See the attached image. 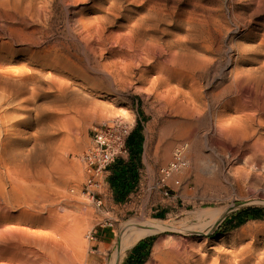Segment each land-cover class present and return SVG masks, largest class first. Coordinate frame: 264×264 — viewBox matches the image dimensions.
Here are the masks:
<instances>
[{
	"label": "rangeland",
	"instance_id": "rangeland-1",
	"mask_svg": "<svg viewBox=\"0 0 264 264\" xmlns=\"http://www.w3.org/2000/svg\"><path fill=\"white\" fill-rule=\"evenodd\" d=\"M117 115L137 179L99 208L82 156ZM263 154L264 0H0V264H122L144 221V264H264Z\"/></svg>",
	"mask_w": 264,
	"mask_h": 264
},
{
	"label": "built area",
	"instance_id": "built-area-1",
	"mask_svg": "<svg viewBox=\"0 0 264 264\" xmlns=\"http://www.w3.org/2000/svg\"><path fill=\"white\" fill-rule=\"evenodd\" d=\"M133 126V122L124 116L117 115L92 130L90 144L82 156L85 170L82 190L85 195L96 201L99 208L105 205L104 195L110 187L107 181L108 175L114 174V166L119 160L126 162L130 158L129 138L133 132ZM182 152L178 149L175 161L160 170L158 186L164 189L163 195L166 197L169 196L168 189L165 190L168 179L174 171L186 165L182 159Z\"/></svg>",
	"mask_w": 264,
	"mask_h": 264
},
{
	"label": "trees",
	"instance_id": "trees-1",
	"mask_svg": "<svg viewBox=\"0 0 264 264\" xmlns=\"http://www.w3.org/2000/svg\"><path fill=\"white\" fill-rule=\"evenodd\" d=\"M133 134V133H132ZM137 139L133 135L129 138L131 149L130 158L128 161L119 160L114 166V177L112 184L119 190L120 195L129 192L130 188L136 183L137 163L139 154L136 152ZM155 236L140 240L129 252L123 264H144L148 259L152 242Z\"/></svg>",
	"mask_w": 264,
	"mask_h": 264
},
{
	"label": "bare ground",
	"instance_id": "bare-ground-1",
	"mask_svg": "<svg viewBox=\"0 0 264 264\" xmlns=\"http://www.w3.org/2000/svg\"><path fill=\"white\" fill-rule=\"evenodd\" d=\"M212 213L215 215L214 212H212ZM212 213L210 212V214H212ZM218 216H219V214L213 216V220H215ZM168 229H169L168 223H165V222L156 223V222H151V221H144V222L130 223L129 225L125 226L122 229L123 230V233H122L123 238H122L121 244L119 246L118 255H122L128 248L135 246L141 239L147 237L148 235H152L154 233H160V232L166 231ZM70 232L72 235H75V236L78 235V230L75 228H74V230H72ZM176 248L173 249V246H172L171 249L164 252V254H166L170 257V259L168 262L164 260L165 262L163 264H173L176 261V259H178V256L180 255V252H179L180 249H176Z\"/></svg>",
	"mask_w": 264,
	"mask_h": 264
},
{
	"label": "crops",
	"instance_id": "crops-1",
	"mask_svg": "<svg viewBox=\"0 0 264 264\" xmlns=\"http://www.w3.org/2000/svg\"><path fill=\"white\" fill-rule=\"evenodd\" d=\"M113 235L114 234L112 233V231H100V232H98L96 234V237L94 239L98 243V249H97V251L99 253H101V247L102 248H105L107 245H113L114 244ZM132 248L127 249V250H129L128 251V254H129V252L131 251ZM124 260L125 259L122 260V262H121L122 264H123ZM108 264H110V263H108Z\"/></svg>",
	"mask_w": 264,
	"mask_h": 264
}]
</instances>
